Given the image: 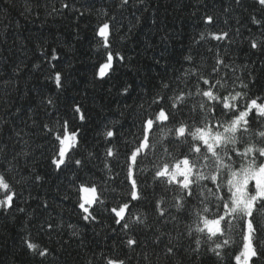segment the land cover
<instances>
[{
  "label": "trees",
  "instance_id": "obj_1",
  "mask_svg": "<svg viewBox=\"0 0 264 264\" xmlns=\"http://www.w3.org/2000/svg\"><path fill=\"white\" fill-rule=\"evenodd\" d=\"M64 2L0 0V175L17 193L14 207L0 210V264H99L101 252L131 257L128 264H217L203 248L199 258L194 256L184 238L176 255L165 254L169 240L177 243L183 224L158 222L154 200L164 197L170 203L172 195L162 187L153 193L149 183L147 198L139 210L132 209L146 213L151 230L134 225L127 234L113 223L104 206L96 211L101 222L86 224L76 207L77 187L82 181L100 183L113 176L107 184L113 191L104 195L109 205L119 202L125 140L131 141L129 132L138 130L134 125L161 79L171 81L188 66L186 56L208 69L213 54L207 49L218 47L237 75L256 82L253 93L264 90V51L250 47L252 40H264V29L251 22L253 15L261 16L254 0H242L241 5L234 0H130L122 8L120 0H67L72 5L67 10L62 8ZM205 14L214 17L213 25L202 22ZM105 21L113 25L110 49H104L95 35ZM209 31H228L231 42L205 40L197 45L200 33ZM53 49L58 60L51 59ZM109 50L124 60L114 59L110 75L101 80L96 71L102 53ZM56 72L62 73L60 90L54 83ZM48 98L55 102V109L47 105ZM76 104L85 114L83 123L72 112ZM47 112L68 119L69 131L80 130V145L72 158L84 160V167L77 169L69 161L68 167L56 171L51 165L55 144L42 125H60ZM110 128L122 135L112 141L120 154L109 161L112 171L108 172L104 164L109 142L104 133ZM139 166L146 171L152 167L148 160ZM48 223L54 225L50 232ZM161 232V242L154 243ZM127 238L139 242L134 251L122 243ZM234 238L239 243V235ZM27 239L50 254L43 260L33 255L26 249ZM260 241L264 242V230ZM145 253L148 261L143 259Z\"/></svg>",
  "mask_w": 264,
  "mask_h": 264
},
{
  "label": "snow or ice",
  "instance_id": "obj_2",
  "mask_svg": "<svg viewBox=\"0 0 264 264\" xmlns=\"http://www.w3.org/2000/svg\"><path fill=\"white\" fill-rule=\"evenodd\" d=\"M129 2L120 0V7L127 6ZM234 2L241 5L242 0ZM254 5L261 16L253 15L251 22L264 29V0H254ZM71 7L67 0L62 4L65 10ZM80 15H83L82 11ZM202 22L213 25L215 21L212 15L205 14ZM112 28L111 22L105 21L95 32L104 49L111 48ZM205 40L218 44L231 42L228 31L201 32L195 43L199 45ZM250 47L264 51V40H252ZM207 51L213 54L210 68L202 69L191 55L186 56L188 66L182 67L179 75L171 81L162 78L157 92L148 98L147 108L134 125L138 130L129 132L131 141L125 140V177L119 202L109 205L104 195L106 191H113L107 187L108 182L114 179L109 176L100 183L80 182L76 207L86 224H99L101 221L96 211L104 206L113 223L125 234L134 225L151 230L145 212H132L133 208L139 210L141 202L147 198L146 189L150 183L153 193L157 187H162L172 194L170 203L164 197L154 200L158 222L183 224L177 243L169 240L167 256L180 251V238H184L190 242L189 249L197 258L203 248L216 258L217 264H264V242L260 241L264 230V90L253 93L251 89L256 82L237 75L236 68L226 62L218 47L215 51L209 47ZM117 58L121 62L124 60L121 54L110 50L102 53L97 78L103 80L108 77ZM51 59H59L54 49ZM54 83L57 90L63 88L62 73H55ZM124 92L126 94L127 89ZM46 103L55 109L51 98ZM72 112L81 123L85 121L79 104L73 107ZM47 115L60 125L59 128L47 123L42 125V131L55 144L51 165L56 171L68 167L69 161L77 169L84 167V160L72 158L80 145V130L69 131L68 119L61 120L51 112ZM121 135V131L114 128L104 133L109 142L104 164L108 172L112 171L109 161L120 154L112 141ZM145 160L152 165L147 171L139 166ZM141 175L145 176L143 181ZM35 179L39 181L40 177ZM16 197L17 193L6 177L0 175V210L12 209ZM68 227L74 226L69 224ZM53 229L54 225L48 223L46 230L50 232ZM72 234L77 235V232L73 230ZM237 234L239 243L234 238ZM163 235V232L156 235L153 242L160 243ZM122 243L133 251L139 244L135 238H127ZM25 245L41 260L50 254L49 249L41 250L39 244L31 239L25 240ZM229 249H232L231 254ZM130 259L101 252L98 262L128 264ZM143 259L148 261L146 253Z\"/></svg>",
  "mask_w": 264,
  "mask_h": 264
}]
</instances>
